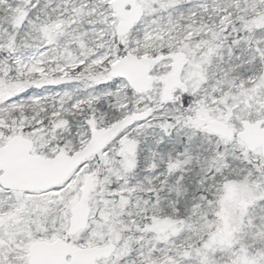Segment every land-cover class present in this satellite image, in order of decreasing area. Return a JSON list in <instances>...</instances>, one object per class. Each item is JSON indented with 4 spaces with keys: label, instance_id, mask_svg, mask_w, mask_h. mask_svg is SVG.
<instances>
[{
    "label": "snow or ice",
    "instance_id": "1",
    "mask_svg": "<svg viewBox=\"0 0 264 264\" xmlns=\"http://www.w3.org/2000/svg\"><path fill=\"white\" fill-rule=\"evenodd\" d=\"M0 264H264V0H0Z\"/></svg>",
    "mask_w": 264,
    "mask_h": 264
}]
</instances>
